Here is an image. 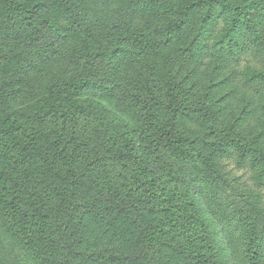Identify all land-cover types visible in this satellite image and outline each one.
Instances as JSON below:
<instances>
[{"label":"rangeland","instance_id":"374dc122","mask_svg":"<svg viewBox=\"0 0 264 264\" xmlns=\"http://www.w3.org/2000/svg\"><path fill=\"white\" fill-rule=\"evenodd\" d=\"M208 1L0 0V264H264L263 168L213 152L228 128L264 151V0H231L241 29ZM163 188L193 201L206 243L157 227ZM226 190L245 209L234 233Z\"/></svg>","mask_w":264,"mask_h":264},{"label":"trees","instance_id":"16d2710c","mask_svg":"<svg viewBox=\"0 0 264 264\" xmlns=\"http://www.w3.org/2000/svg\"><path fill=\"white\" fill-rule=\"evenodd\" d=\"M140 3H143L146 6H152L153 3L156 0H137ZM229 3H225L223 0H209L207 3V14L210 19L214 20L224 18L225 20H228L227 13L230 11H233V16L231 18L232 21H229L232 25H235L234 27L241 29V27L244 25L243 19L247 17L246 10L244 7L237 5L235 2L231 0H225ZM203 1H200V3ZM237 50L239 52L244 53L246 56L250 55V49H251V43L245 42V43H238L234 42ZM257 46V45H256ZM255 50L257 53L260 52V49L255 47ZM237 52V53H239ZM253 81L254 84V91L259 96L264 97V67L258 68L255 70L254 74L250 78ZM81 83H89V80L86 78L81 79ZM73 83H70L68 85H72ZM67 100H72L71 97L68 96ZM176 105L173 96H171V106L174 107ZM70 104L67 102L64 105H61V112L63 111V108L67 110V115H69L70 112ZM72 107V106H71ZM176 109L180 110L179 107L176 105ZM185 111V108H183ZM224 136L220 140H217L215 146L216 149L213 151L218 152V158L219 156L222 158L223 155L231 153L229 149H232L237 157V161L239 163H246L247 160H249L250 164L253 166H262V170L264 171V151L261 150L259 147L260 142H256L255 139L248 140L247 138H243L241 135H234V131L231 128H228L227 131L224 132ZM170 135V133H169ZM252 135V134H251ZM255 137V136H253ZM185 136H183L181 133H179L176 137H170L169 142H167V145L173 149V150H179L182 149V146L184 145ZM228 146L229 149H226L225 147ZM218 158L213 157V161L210 160V155L207 154L203 159L206 162V168L209 171L211 178H217L218 173L221 171V165L219 163ZM215 183L219 185L220 180H216ZM154 183V182H153ZM167 188V187H164ZM162 191H158L157 189L152 190L153 195L156 196V198H159L166 202L167 204L171 205L170 208H168L165 205L164 209H167L168 217L164 220H161L158 223V226L162 230H173L175 232L181 233L183 235L187 236H193L197 238V240L200 241L199 245H203L208 241L205 225L203 222V219L198 212L197 208L195 207L193 201L189 199L185 195H181L177 197L176 195V189L174 188V191L171 190V188L164 189ZM219 189H215V192L217 193ZM227 197L222 200L220 197L216 200V206L221 211V218L224 220L229 233H234L237 231V228L239 226V223L241 222V219L243 218L242 211L244 209L243 206H240V203H238L237 196H235L233 193L228 192L226 190ZM242 197V196H241ZM246 202V199L242 197L241 204H244ZM177 207V211L171 209V207ZM248 207L252 208V204H248ZM238 207V208H236ZM246 207V206H245ZM245 210V209H244ZM259 210H257L258 214ZM254 215L251 219V227H250V233L243 234L240 237H244L250 240L248 243L249 248L251 249L252 253H255L257 248V239H256V230H258L256 221L258 220V216ZM245 215V213H244ZM166 217V216H165ZM37 234L36 230L34 231L33 235ZM210 264H218L217 262L211 261Z\"/></svg>","mask_w":264,"mask_h":264}]
</instances>
